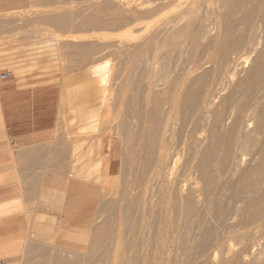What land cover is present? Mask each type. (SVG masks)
<instances>
[{
    "label": "rangeland",
    "instance_id": "374dc122",
    "mask_svg": "<svg viewBox=\"0 0 264 264\" xmlns=\"http://www.w3.org/2000/svg\"><path fill=\"white\" fill-rule=\"evenodd\" d=\"M157 1L160 3V7L154 6L155 4L158 5ZM166 1L0 0V71L4 69L11 70L12 76L9 79L17 77V75H21V78L23 79L31 73L33 78L43 81L42 84L39 85L49 86L47 88L43 87L38 89V91L42 90L41 95L43 96L42 98H39L38 102H45L47 99L48 104V100L51 98V108L47 109L51 113H47V116L52 118L49 121L50 127L46 131L38 132L36 134L33 133L29 140L22 143H20L12 135L14 129H10L9 127L6 128L3 120L1 119L3 127L0 131H4L0 132V264H112L113 260H115L113 259L115 256H118V258L115 257L117 258L118 264H123V262H126V264H143L145 260H148V262L153 260V263L151 264H162V262L163 264H167L170 260V262H168L169 264H173V261L175 264L178 262V256L179 259H181V261L178 262L179 264L180 262L181 264H186L187 262L185 263V261L188 260L190 264H194L190 262L193 260H190L189 256H191V259L194 258L197 262V259L201 256L199 251L204 252L202 251V247L205 243H207L205 240L208 242L211 241L210 239L208 240V237L213 239L214 233L212 234V231H209L208 227H210V225L208 223H202L204 226L200 223L197 224L198 226H202V228L200 226L199 230V227L196 226V224L189 223L187 225L186 221L180 217L179 220H181V222L176 219L178 221L177 224V221L174 220V224L176 223V225L175 228H172L171 224V229L168 227L169 225H165L164 223L165 216L161 214L159 215L158 213H154L153 215L150 210H147L145 211L147 213H144L142 211V201L140 200L143 198V193H141L143 190L141 186H137L140 183V185H142L143 179L141 178H143L144 175V167L142 166L145 165L144 162L147 161V156L145 157L144 155L147 154L145 151L147 150L148 139H146L147 136H144V139L147 140L146 142L142 136L143 133L146 134L143 130V112L146 101L144 95L145 83L147 82L145 80L147 79L146 73L150 72L152 79L156 77V82L161 84L162 82L170 83V81H173L176 77L181 78L180 75L188 72H185V70H188L191 67L193 68L194 64L198 61L197 58H201L202 54L205 52L204 50L207 49L208 44L205 39L196 41L197 43H192L194 40L190 39L191 36L189 33L194 28H197V25L201 22V20H204L207 17L210 19L215 17L214 13L213 16L212 14L207 16L204 11L206 9L207 12L212 7L211 3L214 4L213 10H217L216 8L219 4V0H211L210 2L208 0L211 4L209 5L208 3L207 6L209 7L205 5L207 1L204 0H192L193 2L190 0H171L173 1L172 3L169 0L171 4ZM228 1L232 2H228L230 3L229 6H233L234 4L240 5H234L237 9L233 6L234 8L231 7L230 10L229 7L228 10L230 12L234 9V12L231 13L232 16L229 15L230 13L228 12V14L226 10V12L222 11V15L228 14L231 16V18L227 16V20H224L225 17L218 15L222 17V19L224 18L223 20L225 23H221L223 20L220 19V17L218 18L220 23L224 24V26H222L224 31L228 33L230 32L229 35L227 33L225 34L227 38H223L226 40H224L226 44L223 41L224 46L227 45L229 47L235 43L237 44L240 40L242 41L243 38L249 34L251 35L253 31L250 30V32L248 30L250 27H252V29L255 25L257 26L256 29H260L258 28L260 26L261 28L263 27L260 21L262 8H260L261 5H259V7L257 6L259 1L261 4L264 0H258V2L256 1L257 3L254 0ZM250 1L253 2L250 3ZM161 2H164L165 4H162ZM185 2H189V8L186 7L188 4ZM254 2L256 4H254ZM181 3L186 4H183L182 6V8H184V12L183 9L179 7ZM195 3L200 6H192ZM161 4L166 6L164 7L165 9H163ZM175 4L177 5V8ZM178 4L180 5L178 6ZM201 4L206 7H203L202 9ZM241 4H243V6ZM246 5L247 7H245ZM252 6H255L256 8L254 7L255 9H253ZM157 7H159V9L161 8V10H157ZM248 7L251 9L249 8L250 10L246 14L247 9L245 10V8ZM199 8L203 11L201 12ZM150 9L152 10L151 12L154 13H151ZM172 9L176 14L172 12ZM181 9L182 12H180ZM190 9H193L194 12H192L193 10L189 11ZM169 10L171 12H169ZM244 10L245 12H243ZM258 10L260 11V14H258ZM146 11H149L147 12L149 16L152 17V15H150L151 13L154 17L150 18ZM254 11L256 13V18H258L257 16H260L258 18L260 19L258 20L260 21V24L256 18L255 21L252 19L254 18V14L252 12ZM185 12L186 14H184ZM209 12L211 11L209 10ZM145 13L147 14V18H145L146 20H143V18L146 17L144 16L146 15ZM160 13L161 15H159ZM191 13H196L198 16L200 15L199 18L203 19H198L196 14H194V16L193 14L191 15ZM164 14L166 16H164ZM169 14H172L174 17L177 16V18L179 15L183 16L185 22L182 23V17H179V20L175 17L176 21L175 19L171 21L173 16ZM247 16H251L252 18H247ZM243 17H245L244 22H242ZM149 18L150 20L152 19L151 22H149ZM250 19L252 26L250 24L247 25L248 22L250 23ZM160 20H162V23ZM163 20H166L168 24ZM145 22H149V26L147 23L145 24ZM163 22L167 25H164ZM179 22L181 25L184 24L185 27L183 28V26L178 24ZM193 22H195V24H193ZM226 22H230L229 25L231 24L232 27H241L243 25L245 29L241 27L240 31L244 30L241 32L243 34L245 33L246 36L244 35L245 37H242L243 34L240 33L242 35L241 36L238 33V28L235 27L236 31H238L235 32V28L231 27L233 32L240 35L234 34L235 37L237 36V38H234L233 33H231L232 30H230L231 28H229V25H227ZM153 23H155V25ZM190 23L194 28L190 26ZM142 24L143 27H148V30H145L142 27ZM177 24L179 28L177 27ZM225 24L228 27H226ZM168 25H171L172 27ZM154 27L157 29V32ZM175 28H178L181 31L180 33H182L181 35L184 37L186 36V39L188 38L193 41L191 42L188 39L185 40L183 36L179 37V30H176ZM186 28L188 30H186ZM226 28H228L229 31H226ZM163 29H165V32ZM172 29H175V31L172 32ZM246 30L249 33L246 32ZM176 31L179 33L177 35L180 41H178L179 39L175 34ZM168 32H172L174 35H170ZM144 33L146 39L143 36ZM165 33L167 36L170 35L173 38L171 39V37H169L170 39H167L168 41L172 40L170 42H173V44H170L167 40L162 43V41L167 38ZM152 36L155 38H150ZM228 36H230V39H228ZM147 37L150 40L147 39ZM162 37L166 38L164 40H160ZM231 37L234 39L233 43L231 41ZM174 38H177V45L180 44L181 40L183 41L182 44H180L181 46H179L180 50L176 47L177 45L174 43ZM135 40L136 42L133 43ZM227 40L230 41L228 42ZM130 41L134 45L131 44ZM204 41L206 42L205 45ZM190 42L192 43L191 45ZM137 43L139 45L143 44V47L141 45L138 46ZM149 43L152 44L151 47L154 46L153 48H155V46H161L159 47L160 49L162 48L161 51L156 50L159 49L157 47L154 51H152L153 49L150 48ZM166 43L170 45H167V49L165 48V50L163 46H165ZM183 43L186 44L184 45ZM130 44L132 47L135 46V49H138L136 51H138L139 55L138 53L131 52L134 49H130ZM145 44H148L147 46H149L151 50L146 48ZM200 44L203 48L199 47ZM172 45L175 46L173 47ZM138 47H141L142 49ZM184 48L192 52L194 51L192 56L196 51V57L190 56V52H187ZM143 49L147 52H145L147 56L145 55ZM184 50L188 53L187 56H184ZM139 51H143L141 52V56ZM155 51L163 53L158 57L159 53H156ZM130 52L133 53V55L129 56L128 53ZM151 55H154V57H151ZM130 57L132 60H129ZM153 58L158 59V63H156L157 65L154 63V65L157 66L156 68L152 63V60H154ZM195 58L197 61H195ZM141 60L146 64L152 61V67L149 68V64H147L148 67L144 63V65L141 64ZM157 61L155 59V62ZM99 63H107L109 75H112L114 72L112 76H109L110 78L108 77L109 81L107 80V88H111H108L109 93L113 91L115 94L113 92L111 96L107 94L106 99L108 96H110V99H107V101L105 99V105L104 103L102 104L104 107H102V105L100 107V103L97 99L98 93L92 86V78L89 76L91 67ZM126 64L128 66L130 65L129 67L131 69L135 68V71L130 70ZM145 65L146 67H144ZM160 65L163 69L160 68ZM123 66L124 69L122 68ZM175 66H177L178 69ZM185 66H188L189 68H185ZM139 67L140 70L143 69V67L144 69H149L147 72L143 69L145 71H142V73L145 74L144 79L142 75L137 72V68ZM120 68L123 70H120ZM151 68L155 70H151ZM173 68L177 71H172L171 69ZM180 68L185 70L182 71ZM125 69L127 71L128 69L130 70V73H128L129 71L124 73L125 76L128 75L126 77L124 76L126 79L122 77L124 75L123 72L126 71ZM159 69L161 71H159ZM165 69L170 74L161 73L163 70V72H166ZM205 69H203L202 72L200 69L196 70L194 68L192 70H196V73L193 71V74L191 73L187 78L186 87L189 92L187 96L188 100L193 98L191 100L193 101L195 97H197V94L201 90L202 86H204L207 82L208 76L207 78L205 77L207 75ZM120 71L123 72L120 73ZM132 72L134 73L131 74ZM201 72H205L204 74L206 75L202 76ZM159 73L164 75L163 78L162 76L160 77ZM134 74H137L139 78L134 77L136 76ZM195 75L196 77H194ZM114 76L120 81L124 78V84L125 80H128L126 85L132 83L127 85L129 88L126 86L129 90L125 89L126 87L124 84H122V87L118 85H121L123 82H118L117 80L116 82H113V80H115ZM173 76H175L174 79H170V77L173 78ZM112 77H114V79ZM192 77L196 80L198 79V82H202L203 84L195 83L196 80L195 82L192 81ZM199 77L202 78L201 81L199 80ZM161 78L162 80H160ZM164 78L165 80L167 79L166 82ZM79 80H83L87 85L80 89V97L76 100H72V97H70L67 93V88L70 84H75ZM110 84L114 85H111L110 87ZM194 84L196 86L198 85L197 87L200 89H197L199 90L198 92L195 89L197 87H194ZM114 88L118 93L113 90ZM121 88L125 89L124 92L128 91V94L126 93V97L124 92H121V90H123ZM139 88H141V92L138 93ZM130 89H133V93ZM108 92L106 89V93ZM190 92H195L194 94L196 96ZM141 93L143 95H140ZM116 94L120 95L115 98L114 96H117ZM38 95H40V93H38ZM49 95H51V97ZM112 95L114 99H112ZM112 100L116 101L113 102ZM121 100H123V102ZM89 102H94L95 105H99L101 114L102 110L105 112L102 114L101 123L99 122L98 124L100 127H96L98 129L97 131L93 130L89 131V133H83L80 129H77L79 128V124L77 123L71 107L78 104L81 106ZM117 102H120L123 107H121V105ZM121 109L124 111H122L123 113L121 112ZM128 109L132 112H128ZM127 113H129V116L131 117L130 120L125 116ZM133 113L136 115V117L134 116L136 120L132 115ZM122 114L128 120H125ZM139 119H142L141 123L143 124H141L140 121L138 123L141 125L140 128L142 127L143 129L137 128L139 127V124L136 122ZM38 120L39 119H34V122L37 124ZM129 121L131 122L130 124L133 125L130 129L133 127H135L134 129L137 128L135 131H133L134 129L130 130L128 128L130 125H128ZM126 122L128 126L125 129ZM128 129L129 131H127ZM138 129H140L141 134L138 132ZM136 133L140 134V138ZM133 136L138 137V139ZM132 137L136 139H134L135 142ZM137 143L138 146L136 145L135 147V144ZM145 144L146 150L142 147V149L145 150H142V152L145 153L143 154L140 147L142 145L145 146ZM138 147L140 150H138L139 152L135 150L138 149ZM105 176H111V179L110 177H107V179ZM112 181H114V183ZM101 182L103 183L101 184ZM105 186H107V188ZM131 186L132 188L130 189ZM134 186H136L138 190L141 189L139 190L140 192L135 190L134 188L136 187ZM136 191L139 192V195ZM155 191H157V187L154 188V193H156ZM140 194H142V196ZM155 195L156 194H153V200L155 199ZM154 204L155 203L153 202V205ZM140 208L141 210H139ZM140 213L143 215L142 218ZM145 214L146 218L144 216ZM189 225L192 227L194 226V231ZM205 225L208 226L206 227ZM162 227H164L165 230ZM203 227L204 229L206 227V230L208 228V231L211 233L210 236V233L203 230ZM174 229L175 231L172 232ZM214 229L215 232L219 231V228L215 227ZM187 230L191 231L190 236H197V239L202 237L199 239L200 241L194 238L196 242L195 240L192 242L193 239L192 237L190 238V232ZM195 230L204 232L199 233L201 234L200 237L198 236L199 234L195 233L199 231ZM186 231L188 236H186ZM202 234L203 236L206 234L208 236L203 238ZM8 235L12 236L9 240L6 238ZM202 239L204 243L201 244L199 242H201ZM197 242L202 245V249L198 244L197 246L201 250H199L197 246L196 250L190 249L188 244L195 248ZM192 243H194V245H192ZM6 245L11 246L4 248ZM181 249H183V251ZM197 250H199V258L196 256ZM194 251L195 254L193 253ZM168 252L170 253L168 254ZM120 254L123 255H121L122 257L126 255L128 260L124 258L125 260L123 259L122 262ZM167 254L169 256L168 258H166ZM192 254H194L193 257ZM113 255L114 257H112ZM142 255H144V260L141 258ZM171 255L177 256V262L174 260L175 257ZM210 256V259H212L213 252ZM181 257H184L185 260ZM202 257L204 256H201L199 259L200 262L202 261L201 259H203ZM157 259L158 261H163L158 262L156 261ZM135 261H142V263H135ZM148 262L147 264H150ZM200 262H197L196 264H201ZM210 262L212 261L209 260L206 264H211Z\"/></svg>",
    "mask_w": 264,
    "mask_h": 264
},
{
    "label": "bare ground",
    "instance_id": "6f19581e",
    "mask_svg": "<svg viewBox=\"0 0 264 264\" xmlns=\"http://www.w3.org/2000/svg\"><path fill=\"white\" fill-rule=\"evenodd\" d=\"M165 1L166 0H164V2ZM170 1L168 0L166 2L170 3ZM184 1H186V0H184ZM187 1H189V0H187ZM190 1L193 2L192 0H190ZM204 1H207V3H205V5L207 6L211 0H209V2H208V0H204ZM216 1H218V0H216ZM254 1L258 2V0H254ZM172 2L173 1H171V3ZM228 2L232 3L231 1H228V0H219V4L216 2L218 4L217 8H216L217 10H213L214 4L211 3L212 7L211 6L210 7L212 8L213 11L211 10V8L210 9L208 8L211 12H209L208 9H207L208 10L207 12H206V9L204 12H205V14H207V16H210L211 14L213 16V13H214L215 17L211 16L212 19L207 17L206 19L201 20V22L197 25L196 29L191 25L192 22L190 23V26L195 29L194 30L193 28H191L193 30L189 33V35L191 36L190 39H193L194 42H192L193 40L191 41L190 39H188V38L187 39L190 40L192 43H197L196 41H200V40L205 39L208 45H207V49L204 50L205 52L202 54L201 58H199V59L197 58L198 61L195 58V61H197V62L194 64L193 68L192 67L190 68L191 70L190 69L185 70L183 68H180L182 71L183 70H185V72L188 71V72L184 73L183 75H180L181 78L176 77V79H174L175 76H173V78L170 77V79H174V80L170 81V83H163L162 82L161 84H159L156 82L157 80H155L156 77L152 79L151 73L147 72V71H149V69L148 70L144 69V67H146L147 64H149V68H150V67H152V63H153V65H154V63L155 64L158 63V61H157L158 59L155 58L157 61V62H155V59L153 58L154 59V60H152L153 62L150 61L147 64L141 60L142 61L141 64H143V63L146 64L143 67V69L146 70V72L148 73V74L146 73L147 79H145L147 82L146 83L143 82L146 84L145 85V93H144L146 101H145V107H144V112H143L144 129L141 127L144 130V132L147 134L146 135L142 132L143 133L142 134L143 139L147 136L146 139H148V142L146 139H144V140L148 144H147V150L145 149L146 144H145V146L142 145L140 147L141 152L143 150L142 147H144V149L146 150V151L145 150H143V151H145V153L147 152V154L144 155L145 157L147 156V158H146L147 161L144 162L145 165L142 166V167H144L143 168V174L144 175H143V178H141V179H143L142 185H140L141 183L140 184L137 183V184H139L137 186H141V188L143 190V192L141 191V193H143V198L142 199L139 198L142 201L141 205H143L142 211L144 213H147L145 211L150 210V212L153 213V215H154V213H158L159 215L161 214V215L165 216V222L164 223H165V225L166 224L169 225L168 226L169 228H171L170 227L171 224H172V228L173 227L175 228L176 223L174 224V220H176V219L179 220L180 217H182L186 221L187 225L189 223L190 224H196V226H198L197 224H199V223L201 225H203L205 223L206 224L208 223L210 225V227H208V228H209V231H212V234L214 233V237H213V239L211 237L210 238L208 237V240L209 239L211 240L209 242L204 239L207 243L204 244V246L202 247L203 249L201 248L202 245L198 244V242L196 243L195 248L191 247V245L188 244V246H190V249H194V250L197 249L196 246L198 244V245H200V248L202 249V251H204V252L199 251L201 249H199V247L197 246L199 250H197L198 255L196 253V256L197 257L199 256V252H200L201 256H204V257H202L203 259H201L202 260L201 262L199 261L201 256H200V258L198 257L199 259H197L198 260L197 262H200L201 264H206V262L211 260L213 262V264H264V2H262L260 4V1H259L258 2L259 4L257 6V7H259V5H261L260 8H262V10H261L262 14H260V11L258 10L259 11L258 14H260L261 17L257 16L258 18L260 17L261 20L255 17V15H256L255 11L252 12L254 14L253 15L254 18L251 17L252 15L247 16V18L250 17V18L254 19L253 21H255L256 19H257V21L260 20L261 25L263 26L262 28H261V26L258 27L260 29H256L257 26L255 25V23H256L255 22L254 23L255 27H253V29L254 28L255 29L253 30L252 27H250L251 29L250 28L248 29L249 31L250 30L253 31L251 33V35L249 34L248 36H246L245 33L244 34L242 33L244 30L243 31L241 30L242 32L240 31V28L243 27V25L241 27L235 26L236 24L241 25V24H239L240 21H239V23H236L234 25L236 28L239 29V32L236 31V28L232 27L231 24H230L231 26L229 25L230 22L229 23H227L228 21L226 22V24L229 25V28H231V27L235 28L234 31L238 32L239 34L242 33L243 36L240 34L242 37L246 36L245 38H243L242 41L239 39L240 42L238 41L237 44L235 43L234 45H231L229 47L227 45L224 46V43L226 40L223 38L226 37V35H225L226 33L229 35L230 32L229 33L225 32L224 28L222 27V26H224V24H221V23H223V22L225 23L224 20H227L226 17L231 15L232 12H234V9L232 10V12H230L228 10L229 7L231 10V7H233L234 5L235 6H240V5L234 4L233 6L232 5L229 6L230 3H228ZM235 2H238V1H235ZM252 2L250 1V3H252ZM255 2H254V4L257 3V2L255 3ZM157 3H158V1H157ZM188 3H186V4H188ZM244 3H245V1H244ZM159 4L160 3H158V5L155 4L154 6H159ZM183 4L184 3H181V5L178 4V6L180 5L179 7L182 8ZM186 4H184V5H186ZM211 4L209 3V5H211ZM189 5L190 4H188L186 7H188ZM195 5H196V3L192 6H195ZM201 5H202L201 6L202 9H203V7H206V6H203V4H201ZM241 5L243 6V4H241ZM192 6H190V7H192ZM196 6H200V5H196ZM215 6H216V4H215ZM159 7H157V10H161V8L159 9ZM164 7H166V6L164 5L163 9H165ZM207 7H209V6H207ZM245 7H247V5ZM250 7L245 8V10L247 9L246 14L251 9ZM254 7L252 6L253 9L256 8V7L255 8ZM176 8H177V5H176ZM182 9L184 12V8H182ZM182 9L180 12H182ZM202 9L200 10V8H199V10L201 12L203 11ZM235 9H237V8L235 7ZM257 9H259V8H257ZM192 10L193 9H190L189 11H192ZM225 10L227 11V13L229 12L230 14L228 13L229 15L228 14L222 15V11L224 12ZM245 10L243 12H245ZM151 11L152 10L150 9V12ZM147 12H149V11H146V13ZM169 12H171V11L169 10ZM172 12H173V9H172ZM186 12L184 14H186ZM192 12H194V10ZM220 12H221V14H220ZM151 13H154V12H151ZM151 13H150V15H152V17H154V15ZM173 13H175V11ZM196 13H198V12H196ZM196 13H194V14H196ZM208 13H210V14H208ZM147 14L144 15L146 17H144L143 20L145 18H147ZM157 14H158V12H157ZM167 14H168V12H167ZM192 14L193 13H191V15ZM159 15H161V13ZM162 15H163V13H162ZM169 15H172V14H169ZM177 15H178V13H177ZM196 15H197L198 19H203V18H199L200 15L199 16H198V14H196ZM218 15L225 17V19L223 18L224 19L223 20L222 17H220ZM148 16H149V14H148ZM164 16H166V15L164 14ZM231 16H229V17L231 18ZM149 17L152 18L151 16H149ZM175 17L177 18V16H175ZM175 17L173 19L170 17L171 21L174 19L176 21ZM179 17L180 18L182 17V20H183L182 23H184L185 21L183 19V16L179 15ZM219 17H220V19L223 20L221 23H220V20H218ZM150 18L148 19L149 22H151V20H152V19L150 20ZM170 18H168V19H170ZM244 18L245 17H243L242 22H244ZM155 19H156V17H155ZM159 19H161V18H159ZM168 19H166V20H168ZM166 20H163V21H166ZM185 20H186V18H185ZM247 20H249V19H247ZM168 21H170V20H168ZM260 21H258V23ZM160 22L162 23V20H160ZM160 22H157V23H160ZM180 22L178 24L181 25ZM186 22H187V20H186ZM246 22H248V21H246ZM146 23L147 22H145V24ZM166 23L168 24L167 21H166ZM140 24H141V21H140ZM145 24H144V26H145ZM149 24H148V26H149ZM153 24L155 25V23H153ZM167 24L164 23V25H167ZM178 24H177V27H178ZM193 24H195V22H193ZM226 24H225V26H226ZM242 24H244V23H242ZM249 24L251 25V19H250V23L248 22L247 25H249ZM259 24H258V26H259ZM157 25H159V24H157ZM245 25H246V23H245ZM160 26H161V24H160ZM168 26H171V25H168ZM181 26H183V28L185 27L184 24ZM142 27H143V24H142ZM150 27H151V25H150ZM155 27H154V29L157 28V27L156 28ZM195 27H196V25H195ZM226 27H228V26H226ZM143 28L145 30H148V27H146V28L143 27ZM169 28H168V30H169ZM178 28L177 29L175 28V29L179 30ZM232 28L230 30H232ZM166 29H167V27H166ZM175 29L174 30L172 29L173 30L172 32H174ZM226 29H227L226 31H229L228 28H226ZM145 30H144V32H145ZM164 30L165 29H163V31ZM170 30H171V28H170ZM186 30H188V29L186 28ZM156 32H157V29H156ZM172 32L171 33L168 32V34L170 33V35H172L173 34ZM177 32L178 31L175 32L176 35L179 34L181 31L179 30V33H177ZM235 32H233V30H232L231 33H233V35L234 34L239 35ZM246 32H248V31L246 30ZM181 34L182 33L179 34V37L183 36ZM144 35H145V33L143 34V36ZM165 35L167 36L166 33H165ZM170 35L167 36V38L165 37L166 39L162 37V39H160V40L165 39L164 41H162V43L165 42L169 37H171ZM230 36H232V35H230ZM230 36H228V39H230L229 38ZM174 37H176V36H174ZM177 37H178V35H177ZM179 37H178V39H179ZM144 38H145V36H144ZM150 38H155V37L152 36ZM184 38H185V40H187L186 36ZM232 38L233 37H231V41L233 43L234 39H232ZM234 38H237V36L235 37V35H234ZM238 38H240V37H238ZM141 39L143 40L142 37H141ZM147 39H149V38L147 37ZM171 39H173V38L171 37ZM174 40L176 41L177 38L176 39L174 38ZM170 41H172V40H170ZM170 41H168V42H170ZM175 41H174V43H175V45H177V41L176 42ZM178 41H180V39ZM223 41H224V43H223ZM135 42H136V40L133 43H135ZM182 42L183 41L181 40L180 44H182ZM191 42H190V45L192 44ZM201 42H203V41H201ZM206 42L204 41V45ZM130 43L133 44L131 41H130ZM128 44H129V42H128ZM143 44L142 45L140 44V45L143 47ZM170 44H173V42L172 43L170 42ZM170 44L166 43V45L163 46L164 49L165 48L167 49L166 46L170 45ZM178 44H179V42H178ZM180 44L177 45L176 47L179 48V46H181ZM126 45H127V43H126ZM140 45L138 44V46H140ZM145 45H146L145 47L148 48L149 50H151L150 48H152L153 49L152 51H154L157 47V46H155V48H153L154 46L151 47L152 44H150V43H149L150 48H149V46H147L148 44H145ZM162 45H164V44H162ZM200 45H199V47H202L203 43L201 46ZM228 45H229V43H228ZM131 47H132V45H131ZM131 47H130L131 50L132 49L135 50V51L133 50L131 52L138 53V51H136L138 49L134 48L135 46L132 48ZM159 47H161V46H159ZM159 47H157V48H159ZM138 48H141V47H138ZM182 48H181V50L183 51ZM161 49L159 48L156 50L161 51ZM179 50H180V48H179ZM185 50H184V52L186 53V55L184 53V56L188 55L187 52H190L189 55L192 56V53L194 51L192 52L190 50H186L187 51L186 52ZM201 50H203V49H201ZM143 51H144V53L146 52L144 49H143ZM143 51H139L140 56H141V52H143ZM152 51H151V53H152ZM160 51L159 52L157 51L159 53L158 57L160 55H162V53H163V52L160 53ZM131 52L128 53L129 56L133 55V53H131ZM146 53H145V55H146ZM195 53H196V51H195ZM195 53L193 56H195ZM138 55H139V53H138ZM142 55H143V53H142ZM148 55H149V53H148ZM154 55H155V53H154ZM154 55L153 56L151 55V57H154ZM182 55H183V53H182ZM130 59H131V57L129 58V60ZM145 59H147V58H145ZM156 65H154L155 68L157 67ZM175 65H176V63H175ZM129 66L127 65V67H129ZM147 67H148V65H147ZM175 67L177 68V66H175ZM122 68L124 69V66ZM122 68H120V70ZM153 68H151V70ZM160 68L163 69L162 66ZM185 68H189V67L185 66ZM194 68L196 70L200 69L202 72H203V69L206 68L205 72L207 75L204 74L205 72L204 73L201 72V75L202 76L206 75L205 76L206 78L208 76V78H207L208 80H207V82L204 81V82H206L204 86L201 85L202 86L201 90L199 89V87H197L198 85L196 86L194 84V87L195 86L197 87L195 89L196 90L199 89L200 91L197 90V92L199 91V93L197 94V97H195V99H194L195 101L193 100L194 101L193 102V101H191L193 98L192 99L190 98V100H188L187 96H188L189 92L187 91L186 81L188 80L187 78L190 76V74L191 73L193 74L194 70H192V69H194ZM137 69H138L137 72L140 73L144 79L145 74L142 73V71H144V70L143 69L140 70V67ZM174 69L175 68H173L171 70L176 72L177 70L175 71ZM130 70L135 71V68L134 69L130 68ZM130 70L128 69L129 72L127 70L124 72L120 71V73H122V72H123V74L125 72L130 73ZM153 70H155V69H153ZM196 70L194 71L195 73H196ZM159 71H161V70L159 69ZM163 71L161 72L163 74L169 73L166 71V69H165L166 72H163ZM137 72H135V73H137ZM133 73L134 72H132L131 74H133ZM161 73H159L160 77L162 76V78H163L164 75H162ZM179 73H181V72H179ZM113 74H114V72H113ZM137 74H134L136 76H134V75L133 76L138 77ZM140 74H138V75H140ZM110 75H109V69L107 67V63L95 64L91 67V69L89 71V76L92 78V81H91L92 86L96 89V92L98 93L97 99L100 103V107L105 102L107 94H109L111 96V94L113 92V91H111V93H109L108 92L109 87L107 88V85H108L107 80L110 78L109 77ZM115 76H116V73H115ZM124 76H125V74L122 77H124ZM126 76H128V75H126ZM130 76H129V78H130ZM154 76H157V75H154ZM114 77H112V78L114 79ZM122 77H120V78H122ZM194 77H196V75ZM116 78L117 77H115V80H113V82H116V80H117ZM124 78L121 79L122 81L117 80L118 82L119 81L123 82V83H121V85L117 83L121 87H122V84H124V81H123ZM162 78L160 80H162ZM135 79H137V78H135ZM140 79H142V78H140ZM191 79L194 82L196 80L193 77ZM201 79L202 78L199 77L200 81H201ZM164 80H165V78H164ZM166 80H165V82H166ZM110 81H111V79H110ZM127 82H128V80L127 81L125 80V84H124L125 87L129 84H132V83H129L126 85ZM129 82H130V79H129ZM195 83H200V82H198V79H197ZM86 85L87 84L83 80H79L75 84H70V86L67 88V93L70 97H72V100H76L80 97L79 96L80 95V89L85 87ZM111 85H114V84H110V87H111ZM115 86H117V85H115ZM115 86H113V87H115ZM127 87L129 88V86H127ZM127 87L125 89L129 90ZM190 87H191V84H190ZM106 89H107L108 93H106ZM109 89H111V88H109ZM121 89H123V90H121V92L122 91L124 92L125 89L124 88H121ZM140 89L141 88L138 89L139 91L137 90L138 93L141 92ZM113 90L116 91L115 88ZM131 91L133 93V89ZM127 92L126 91L124 92L125 97H126ZM116 95L117 96H114L115 98H117L118 95H120V94H116ZM140 95H143V94L141 93ZM110 96H108L107 99H110L109 98ZM107 99H106V101H107ZM112 99H114L113 95H112ZM120 99H122V98H120ZM116 100H114V101L112 100V101L115 102ZM118 101H120V100H118ZM121 101L123 102V100H121ZM189 101H191V102H189ZM117 103H119V105H121L120 102H117ZM117 103H115V104L118 105ZM122 104H124V103H122ZM104 105H105V103H104ZM100 107H99V105H95L94 102L85 103L84 105H81V106H79V104L73 105L71 107L72 112H74V116L77 120V123L79 124V128H77V129H80L83 133H85V132L89 133V131H93V130L97 131L98 129L96 127L98 126L99 122L101 121L103 112H105L104 110H102V114H101L100 113ZM102 107H104V106L102 105ZM119 107H118V109H119ZM121 107H123V106L121 105ZM122 111L123 110L121 109V112ZM129 111L130 110L128 109V112ZM131 112L132 111H130V113ZM134 113L132 115H133V117L134 116L136 117V115ZM122 116H123V114H122ZM125 116L129 120L131 119V117L129 116V113H127ZM125 116H123L124 119L128 120L125 118ZM135 120H136V118H135ZM141 120L139 119L136 123H138L139 121L141 123ZM127 122L125 124V129L132 122V120H131V122L129 121L128 125H127ZM143 123H141V124H143ZM130 125L128 127L129 129L133 126V125H131V126ZM140 126L141 125L139 124V127H137V126L136 127L140 128ZM2 127H3V125H2V120L0 117V129L1 130H2ZM99 127L100 126H98V128ZM134 128L135 127H133L130 130H133ZM129 129L127 131H129ZM136 129H134L133 131H135ZM140 129H138L139 133H140ZM3 131H0V132H3ZM82 132H80V133H82ZM133 134H134V132H133ZM140 134H137L139 138H140ZM133 137H136V136H133ZM138 137H136V138L138 139ZM134 139L135 138H133V140ZM135 140H134V142H135ZM136 142H139V141H136ZM136 145L138 146V143L135 144V147H136ZM135 150L138 151L139 147H138V149H135ZM142 153L145 154L144 152H142ZM112 170H113V168H112ZM109 177L111 179V176H109ZM112 177H114V176H112ZM106 178H105V180H106ZM112 182L114 183V181H112ZM102 183L103 182H101V184ZM84 186H85V184H84ZM105 187L107 188V186H105ZM134 187H136V186H134ZM155 187H157V191H155L156 193H154ZM131 188H132V186L130 187V189ZM134 189L137 191L141 190V189L138 190L137 187ZM139 192H137L138 195H139ZM153 194H156L154 197L155 198L154 200H153ZM140 195L142 196V194H140ZM153 202L155 203L154 205H153ZM139 207H140V205H139ZM139 210H141V208ZM140 216L142 218L143 215H141V213H140ZM144 216L146 218V214ZM179 221L181 222V220H179ZM173 224H174V226H173ZM177 224H178V221H177ZM201 225L198 226L199 230H200ZM206 227H205V229L203 227V230L208 231V228L206 230ZM215 227L219 228L218 232H215V229H214ZM162 228L164 229V227H162ZM190 228L194 231V226L193 227L190 226ZM201 228H202V226H201ZM186 229H188V228H186ZM199 230H195V231H199ZM174 231H175V229L172 232H174ZM183 231H185V230H183ZM187 231L190 232L189 233V236H190L191 231L190 230H187ZM187 231H186V233H187ZM203 232L204 231H202V232L199 231V232H195V233L199 234V233H203ZM192 234H193V232H192ZM207 234L205 235L206 237L208 236ZM200 235L201 234H199L198 236H200ZM210 235H211V233L209 234V236ZM186 236H188V233ZM193 236L194 235L190 236V238L192 237V239H193L192 242L195 239L199 240L202 238L200 236L201 238L198 237L199 239H197V236L196 237H193ZM202 236H203V234H202ZM205 236H203V238H205ZM196 240H195V242H196ZM202 241H203V239H202ZM202 241L199 243H201V244L204 243V241L203 242ZM194 243H192V245H194ZM185 246H187V245H185ZM186 249H188V248H186ZM181 250L183 251V249H181ZM189 251H191V250H189ZM212 252H213V258L210 259V257H211L210 255ZM169 253L170 252H168V254ZM189 253H191V252H189ZM193 253L195 254V251ZM168 254H167L166 258L169 257ZM194 254H192V257L194 256ZM203 254H205V255H203ZM121 255L122 254H120V258L123 256V255L122 256ZM173 255H171V256H173ZM143 256L144 255H142L141 258H143ZM112 257H114V255ZM115 257L118 258V256H115ZM115 257L113 258L115 260H113L112 264H118L117 258H115ZM173 257H175L174 260L176 261L177 256H173ZM173 257H172V259H173ZM189 257H190V260L195 261L194 258L191 259V256H189ZM124 258H126V255L124 257H122L121 261ZM141 258H139V259H141ZM181 258L184 259V257H181ZM144 259L145 258H143V260ZM215 259H217V260H215ZM126 260H128V258H126ZM145 261H144V263L147 264L148 260H145ZM152 261L153 260H151L148 263L151 264V263H153ZM156 261H158V259ZM159 261L162 262L163 260H159ZM179 261H181V259H179V256H178V262ZM188 261H185V263L186 262L189 263ZM193 261H190V262L194 263V264L197 263L196 261H195L196 263ZM128 262H130V261H128ZM136 262L142 263V261H135V263ZM164 262H165V260H164ZM168 262H170V260ZM168 262H167V264H169ZM212 262H210V263L212 264ZM124 263L126 264V262H123V264ZM154 263H156V262H154ZM177 263H175V264H177ZM162 264H163V262H162ZM173 264H174V261H173ZM180 264H181V262H180Z\"/></svg>",
    "mask_w": 264,
    "mask_h": 264
},
{
    "label": "crops",
    "instance_id": "0c3cea01",
    "mask_svg": "<svg viewBox=\"0 0 264 264\" xmlns=\"http://www.w3.org/2000/svg\"><path fill=\"white\" fill-rule=\"evenodd\" d=\"M21 75L7 79L0 90V117L3 120L6 128H12V135L20 143L29 140L33 133L44 132L49 126V121L52 119L47 116V109L51 108V98L45 102H38L42 98L43 87L42 80L33 78L29 73L27 77L21 78ZM40 93V95H38ZM51 97V95H49ZM34 119L38 120L37 124ZM1 203V202H0ZM12 236L8 235L7 240ZM10 245L4 246V248Z\"/></svg>",
    "mask_w": 264,
    "mask_h": 264
},
{
    "label": "built area",
    "instance_id": "2783aa9c",
    "mask_svg": "<svg viewBox=\"0 0 264 264\" xmlns=\"http://www.w3.org/2000/svg\"><path fill=\"white\" fill-rule=\"evenodd\" d=\"M12 76V72L9 69H4L0 71V90L3 83Z\"/></svg>",
    "mask_w": 264,
    "mask_h": 264
}]
</instances>
